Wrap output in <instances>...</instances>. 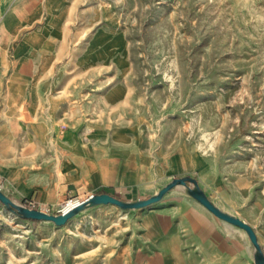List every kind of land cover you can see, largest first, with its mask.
<instances>
[{"label":"rangeland","instance_id":"rangeland-1","mask_svg":"<svg viewBox=\"0 0 264 264\" xmlns=\"http://www.w3.org/2000/svg\"><path fill=\"white\" fill-rule=\"evenodd\" d=\"M0 153L37 179L47 162L42 203L0 189L52 214L59 199L138 200L189 175L248 205L264 254V0H0ZM192 203L175 185L56 225L0 201V264H254L237 225L215 256L176 247L168 217Z\"/></svg>","mask_w":264,"mask_h":264},{"label":"crops","instance_id":"crops-1","mask_svg":"<svg viewBox=\"0 0 264 264\" xmlns=\"http://www.w3.org/2000/svg\"><path fill=\"white\" fill-rule=\"evenodd\" d=\"M5 27L9 28L8 23L5 24ZM21 49V46L17 48L19 51H21ZM10 104H13V97L9 98V105ZM50 105V113L52 114L55 109V102L52 101ZM0 159H5V161L0 164V179L4 187H6L7 193H11L13 200L22 202L34 197L39 203H42L41 200L47 199L45 193L48 183L47 162H41L39 171L43 178L37 179V173L31 168L25 167L19 162L6 159L1 153ZM67 182L73 181L70 180ZM61 184L62 188L60 192L63 193L64 183L62 182ZM38 187L40 189H38ZM200 187L202 186L200 185ZM202 189L204 188L202 187ZM57 191L56 189L52 190L51 199L56 198ZM209 199L221 210L249 223V220L243 218L242 215L251 210L248 205L242 204L243 202H241L240 205H235L233 203L229 204L224 197V200L222 199L223 203L221 204L215 202L211 197ZM58 202H60V199ZM263 202L262 199L260 202L262 204H259L261 207L264 205ZM46 204L48 205L50 203L47 202ZM199 204L192 203L191 207H184L181 212L175 214L174 222L171 216L168 217V230L170 232H177L180 229L184 231L183 243L176 244V247L202 248L206 249V252L212 256L217 254L215 253L216 249L233 248L234 234L240 229H238L236 225L217 217L203 205ZM169 240L178 241L181 240V238L178 234L175 236L170 235Z\"/></svg>","mask_w":264,"mask_h":264},{"label":"water","instance_id":"water-1","mask_svg":"<svg viewBox=\"0 0 264 264\" xmlns=\"http://www.w3.org/2000/svg\"><path fill=\"white\" fill-rule=\"evenodd\" d=\"M175 185H182L185 188V191L195 200H197L200 204H202L205 208H207L210 212H212L217 217L237 225L243 228L252 245H253V260L254 264H264V254L261 250V247L257 241L256 234L252 227L241 220L240 218L231 215L219 207H217L205 194V192L199 187L197 180L194 177L189 175H183L181 177L173 178L169 183H167L164 187H162L157 193L151 195L147 198L138 199V200H123L117 198L110 193L101 192L92 194L87 199L82 202L70 207L66 211L58 214L47 213L41 209L29 208L22 204L14 202L11 198H9L3 191L0 189V201L5 205L6 208L16 212L23 218L37 219V220H52L56 225L64 224L68 218L73 216L75 213L80 211L83 208L94 206L97 204H106L112 203L117 205L122 209H130V208H141L148 204H151L157 200H159L167 191H169ZM75 193L74 190H71L70 195Z\"/></svg>","mask_w":264,"mask_h":264},{"label":"built area","instance_id":"built-area-1","mask_svg":"<svg viewBox=\"0 0 264 264\" xmlns=\"http://www.w3.org/2000/svg\"><path fill=\"white\" fill-rule=\"evenodd\" d=\"M33 206H34V201L28 200L27 201V207L33 208ZM71 206H72V203H70V200H61L57 204V210L60 213H62L64 211H66L67 209H69Z\"/></svg>","mask_w":264,"mask_h":264}]
</instances>
